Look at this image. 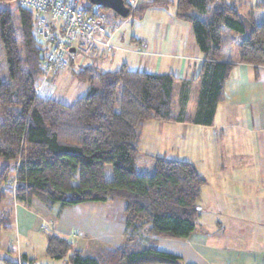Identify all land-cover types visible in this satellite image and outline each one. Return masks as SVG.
Masks as SVG:
<instances>
[{"label": "trees", "instance_id": "trees-1", "mask_svg": "<svg viewBox=\"0 0 264 264\" xmlns=\"http://www.w3.org/2000/svg\"><path fill=\"white\" fill-rule=\"evenodd\" d=\"M11 3L0 0V159L5 162L0 169V203L7 194L26 206L37 199L62 208L122 200L127 236L119 247L98 258L85 257L66 238L49 234L46 254L65 258L66 264H181L178 256L142 244L136 234L144 230L156 237L188 238L196 230L205 179L188 161L151 155L147 156L153 172L139 173L141 126L149 120L213 123L235 64L264 66V21L254 18L256 10H264V0L246 13L228 0H176L175 17L189 24L204 56L198 76L181 80L176 111L177 78L132 70L126 63L114 71L94 66L78 71L77 78L89 87L71 103L37 96L42 50L32 31L33 17ZM84 4L92 8L89 0ZM171 4L150 0L130 15ZM233 43L235 48L229 50L227 45ZM197 80L195 111L188 118L185 109ZM105 165L111 166L108 179ZM8 220L0 216V232Z\"/></svg>", "mask_w": 264, "mask_h": 264}, {"label": "crops", "instance_id": "crops-1", "mask_svg": "<svg viewBox=\"0 0 264 264\" xmlns=\"http://www.w3.org/2000/svg\"><path fill=\"white\" fill-rule=\"evenodd\" d=\"M171 1L168 7L172 14L166 21L169 25L164 23L161 35L158 31L155 38H130L129 45H121V38H111L115 50L109 56L93 58L101 61L93 66L114 71L126 63L132 70L173 75L178 79L173 94L176 111L181 80L198 76L204 56L189 24L175 20L176 0ZM88 87L86 83L85 93ZM197 90L198 80L191 85L194 105L189 113L186 105L188 118L195 111ZM139 150L137 170L141 174L153 172V162L147 156L151 155L188 161L205 179L195 232L186 239H176L140 230L136 236L142 244L178 256L181 264H264V247L256 245L257 240L264 242L263 65L235 64L224 83L223 97L211 125L180 120L143 122ZM229 196L234 200H221ZM235 200L240 201V207ZM124 207L122 200L81 202L62 208L59 203L47 205L37 199L26 206L7 194L0 203V216H9L8 227L0 232V264H8L6 260L11 264H66L65 258L46 254L49 234L66 238L72 249L85 257L98 258L125 240ZM258 216L263 222L259 224L263 227L262 238L257 234Z\"/></svg>", "mask_w": 264, "mask_h": 264}, {"label": "built area", "instance_id": "built-area-1", "mask_svg": "<svg viewBox=\"0 0 264 264\" xmlns=\"http://www.w3.org/2000/svg\"><path fill=\"white\" fill-rule=\"evenodd\" d=\"M28 10L33 17V34L42 50L38 62L39 77L34 87L41 98L52 96V78L60 74L68 59L82 52L90 57L112 53L115 46L111 35L113 27L101 7H85L83 0H13ZM150 0H124L129 14L140 4ZM73 48V50H71Z\"/></svg>", "mask_w": 264, "mask_h": 264}, {"label": "rangeland", "instance_id": "rangeland-1", "mask_svg": "<svg viewBox=\"0 0 264 264\" xmlns=\"http://www.w3.org/2000/svg\"><path fill=\"white\" fill-rule=\"evenodd\" d=\"M258 1L260 0H229L230 3H234L237 7H239L240 9L239 11H241L242 13H246L247 11H249L250 8L253 7L255 3ZM14 4L16 3H11L10 6L13 7ZM91 7L92 9H95V6L93 4L91 5ZM102 10L106 14L107 18L110 20L111 25L113 27H118V30L111 36V38H121V41H120L121 45H129V43H131L130 38H137V37L146 38V39L155 38L154 37L155 33H157L158 31H159V34L161 35L162 30L164 29L163 28L164 23H165V26L169 25V23L166 22L168 15L172 14L171 7L149 8L141 16L129 14V16L127 17H122L118 15L115 11L109 8L102 7ZM12 12H14V9H12ZM254 18L258 22L264 19V10H256L254 13ZM175 22H179V21H175ZM182 24H185V23L182 22ZM174 26L175 25H173V27ZM231 46L233 49L235 48V44L233 43L232 45L231 44L227 45L228 49L231 48ZM107 55L109 56V54ZM107 55L102 56V57H106ZM73 57L74 59L73 58L68 59L69 65L67 64V67L60 74L54 75V77L52 78V81H53V86L51 90L52 96L55 99H58L59 101H62L64 103H71L77 97L85 93L84 89H85L87 82L84 80H79L77 78L76 73L80 71L81 69H83L84 67L91 66V65L95 66L96 64L101 62L100 59H93L94 57L87 56L82 52H78L74 54ZM231 57L234 58L235 57L234 54H232ZM173 98H175L174 100L176 101V94L174 95ZM193 105H194V96L193 94H190L187 113H189ZM141 158L143 157H140V161L143 160ZM149 160L152 163V160L151 159ZM140 161L138 165L140 164ZM4 164L5 162L2 159H0V169L2 168ZM104 174L107 179L110 178L111 176V166L110 165L104 166ZM226 192H228V190H226ZM203 200H206V198H204ZM221 200H224V201L234 200V198L229 196L226 198H221ZM235 203H236V206L240 207L241 203L239 200H235ZM212 205L213 206L211 207L215 210L216 207L214 206V204ZM230 206L232 207L233 205L230 204ZM246 207H247V204H244L245 211H246ZM215 216L216 215L214 214L213 216H211V218L214 219ZM240 216L241 218L242 217L246 218V216H242V215ZM256 221L258 222L257 227H256L258 229L257 234H259L262 238L263 227L262 225H259V224H263V222L260 221L259 216L256 219ZM240 223H242V221H240ZM245 224H247V222H245ZM263 244L264 242L262 240H257L256 242V245H261L260 246L261 248L264 247Z\"/></svg>", "mask_w": 264, "mask_h": 264}, {"label": "water", "instance_id": "water-1", "mask_svg": "<svg viewBox=\"0 0 264 264\" xmlns=\"http://www.w3.org/2000/svg\"><path fill=\"white\" fill-rule=\"evenodd\" d=\"M91 4L98 7L109 8L115 11L118 15L126 17L129 14V9L125 6L124 0H89ZM73 50V48H71Z\"/></svg>", "mask_w": 264, "mask_h": 264}]
</instances>
